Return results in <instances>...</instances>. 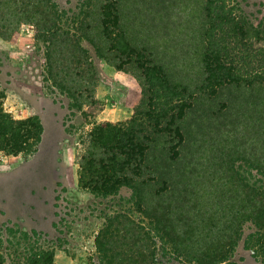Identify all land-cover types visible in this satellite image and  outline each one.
Returning a JSON list of instances; mask_svg holds the SVG:
<instances>
[{"label": "trees", "instance_id": "16d2710c", "mask_svg": "<svg viewBox=\"0 0 264 264\" xmlns=\"http://www.w3.org/2000/svg\"><path fill=\"white\" fill-rule=\"evenodd\" d=\"M233 1L87 0L71 33L51 0H0V37L33 25L48 44V77L72 108L97 103L82 40L134 76L141 95L131 118L82 136L78 185L96 196L130 189L136 210L193 264L226 261L246 223L258 228L264 256V22ZM4 96L0 89V152L29 153L43 127L37 117L15 119ZM242 165L262 179L249 182ZM21 233L29 247L15 264H55L54 251L30 248L36 231ZM94 246L87 264H157L152 233L124 212L105 219ZM8 259L0 250V264Z\"/></svg>", "mask_w": 264, "mask_h": 264}, {"label": "rangeland", "instance_id": "374dc122", "mask_svg": "<svg viewBox=\"0 0 264 264\" xmlns=\"http://www.w3.org/2000/svg\"><path fill=\"white\" fill-rule=\"evenodd\" d=\"M51 1L59 12L61 27L76 32L87 0ZM233 4L253 23L264 22V0H234ZM81 44L98 73L97 103L76 110L49 79L48 44L37 36L33 25L22 24L11 41L0 37L3 107L15 119L37 117L43 127L33 151L15 156L0 152V250L13 264L22 261L29 245H25L21 232L36 231L37 243L30 248L39 245L54 251L55 264H87L96 259L94 238L105 219L124 212L152 233L157 264H193L178 256L136 210L130 189L96 196L78 185L82 136L95 124L130 119L141 95L133 75L109 66L87 41ZM240 173L251 183L262 179L245 165L240 167ZM258 232L252 223L244 224L228 259L220 264H263Z\"/></svg>", "mask_w": 264, "mask_h": 264}]
</instances>
